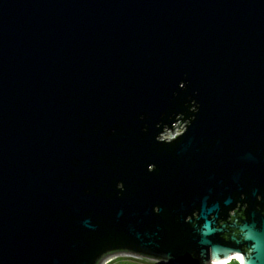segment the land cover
<instances>
[{
    "label": "water",
    "instance_id": "1",
    "mask_svg": "<svg viewBox=\"0 0 264 264\" xmlns=\"http://www.w3.org/2000/svg\"><path fill=\"white\" fill-rule=\"evenodd\" d=\"M123 253L264 264V0H0V264Z\"/></svg>",
    "mask_w": 264,
    "mask_h": 264
},
{
    "label": "rangeland",
    "instance_id": "2",
    "mask_svg": "<svg viewBox=\"0 0 264 264\" xmlns=\"http://www.w3.org/2000/svg\"><path fill=\"white\" fill-rule=\"evenodd\" d=\"M182 128V124L175 122L172 126V130H166L162 133L163 137H168L171 134L178 133ZM102 264H169L165 261H155L145 257H141L135 254H118L113 255L106 259ZM231 264H235L231 261Z\"/></svg>",
    "mask_w": 264,
    "mask_h": 264
},
{
    "label": "bare ground",
    "instance_id": "3",
    "mask_svg": "<svg viewBox=\"0 0 264 264\" xmlns=\"http://www.w3.org/2000/svg\"><path fill=\"white\" fill-rule=\"evenodd\" d=\"M231 259L232 260H235L236 261V263L237 264H242L241 263V260H240V257L238 256V255H235V256H232V258H231V256L230 257H228V258H226V259H223V260H219L218 262H220V263H230V261H231Z\"/></svg>",
    "mask_w": 264,
    "mask_h": 264
},
{
    "label": "trees",
    "instance_id": "4",
    "mask_svg": "<svg viewBox=\"0 0 264 264\" xmlns=\"http://www.w3.org/2000/svg\"><path fill=\"white\" fill-rule=\"evenodd\" d=\"M229 264H231V262Z\"/></svg>",
    "mask_w": 264,
    "mask_h": 264
}]
</instances>
